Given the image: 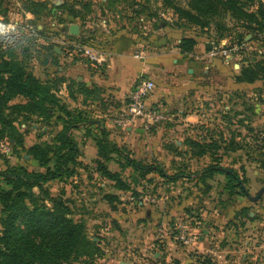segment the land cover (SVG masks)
Wrapping results in <instances>:
<instances>
[{"label":"rangeland","instance_id":"obj_1","mask_svg":"<svg viewBox=\"0 0 264 264\" xmlns=\"http://www.w3.org/2000/svg\"><path fill=\"white\" fill-rule=\"evenodd\" d=\"M53 1L4 0L0 15V23L14 29L8 39L0 41V50L7 57L11 49L20 61L24 59L21 50L29 51L27 70L43 83L55 82L53 77L46 80L44 57L61 47L62 36L70 38L60 28L71 23L58 20L67 12L56 11L53 16ZM132 1L62 0V5L73 6L81 13L89 31L84 35L90 37L88 44L101 48L115 31H122L147 54L179 50L178 41L183 36L193 37L194 49L198 46L203 55L199 84L197 92L189 89L179 96L184 105L166 111L171 122L153 125L142 133L114 127L109 135L128 160L153 165L162 173L143 178L124 157H118L123 158L120 163L110 162L106 167L118 173L127 190L118 189L115 181L91 171L95 168L92 162L86 166L80 162L82 166L76 167L75 175L65 182L45 184L52 196L63 193L71 211L68 216L84 226L88 239L97 242V254L70 264H264V78L252 84L236 81L249 62L264 63V33L242 31L245 37L239 43L234 28L217 42L210 33L199 35L176 27V15L159 0H134L144 7L142 19L137 21L128 8ZM259 1L264 5V0ZM46 3L48 9L43 8ZM56 90L69 112L84 113L86 121L101 119L94 114V103L104 98L102 93L81 97L76 94L78 90H73L64 97ZM21 101L18 98L12 103ZM54 112L56 117L59 112ZM33 124L38 129H32ZM46 125L35 117L15 120L23 149L14 151L9 138L0 139L11 148L8 155L0 149V171L6 163L38 170L37 163L25 153L33 144L52 142L58 129H48L47 136L43 129ZM91 132L94 138L96 129ZM210 167L233 172L247 194L241 193L236 181L229 184L223 174L208 173ZM129 195L147 201L139 206L126 199ZM180 227L186 229L189 243L179 238Z\"/></svg>","mask_w":264,"mask_h":264},{"label":"trees","instance_id":"obj_2","mask_svg":"<svg viewBox=\"0 0 264 264\" xmlns=\"http://www.w3.org/2000/svg\"><path fill=\"white\" fill-rule=\"evenodd\" d=\"M133 1L128 3V8L138 21L144 7L140 1ZM159 1L176 15V27L193 30L198 34L210 33L217 42L227 38L229 31L234 28L237 29L235 35L239 43L245 37L242 31L264 33V5L259 0ZM3 2L0 0V15L4 12ZM142 2L146 3L147 0ZM48 4H44L43 8L48 9ZM50 6L57 12H67L66 17L58 18L59 23L79 22L85 25L84 17L73 6ZM147 17L151 18L152 15L148 14ZM89 39V36H82L78 41L88 44ZM195 45L193 37L183 36L177 47L182 54H189ZM9 51L5 57V53L0 50V139L9 138L14 151L18 147L23 149L21 136L14 127L15 120L35 117L50 126L54 111L59 112L55 124L60 122L62 129L55 134L51 143H36L26 150L25 154L37 163L38 170L29 171L25 167L6 163L5 169L0 171L3 184V187L0 186V264H70L79 259H89L99 251L97 242L88 239L84 226L68 216L71 211L63 193L52 196L45 187L50 182L67 181L75 175V168L82 166L79 161L80 150L71 131L82 127L86 136H90V127H95L97 135L94 141L98 159L93 161L95 168L91 171L115 181L118 189L127 190L128 187L120 180L118 173H112L106 167L110 162L120 163L123 158L118 157H124L127 165L143 178L150 173L162 172L153 165L128 160L122 154V149L109 139V133L100 127L99 120L86 121L84 113L77 112L74 115L69 112L56 95V88L62 79L43 83L36 78L27 70L29 51L21 50L24 57L21 61L15 59L11 49ZM263 78L264 63L249 62L241 68L236 81L252 84ZM83 92L87 96L95 94L86 90ZM18 98L22 101L12 103ZM207 172L223 174L229 184L236 181L241 193L247 194L233 172L218 167H210Z\"/></svg>","mask_w":264,"mask_h":264},{"label":"crops","instance_id":"obj_3","mask_svg":"<svg viewBox=\"0 0 264 264\" xmlns=\"http://www.w3.org/2000/svg\"><path fill=\"white\" fill-rule=\"evenodd\" d=\"M97 10L103 13L102 9L97 8ZM140 19H142L141 16L138 21ZM123 20L125 21L124 17ZM73 23L79 25V35L75 37L67 34L70 38L62 36L61 38L65 42H78L79 38L87 34L85 25H81L79 22ZM120 32L122 31H115L110 34L107 37L109 41H104L105 44L102 43L104 45L102 48L107 54V61L102 67H95L86 59L72 56L69 54L68 46L64 45L54 48L53 54L48 57L45 56L42 64L46 70V80L50 77L62 79L60 86H58L59 96L66 97L73 90H78L76 94L81 97L84 95L83 90L95 94L102 93L104 98L100 102L94 103V108L97 109H94V114L101 118L99 120L100 127L105 129L109 135L112 133V129H115L111 123L110 113L114 111L113 114H115L116 110L122 106L133 85L139 79H147L154 84V89L146 100L148 106L159 107L168 111V109H177L178 106L184 105V102L179 100V96L185 95L184 92H188L189 89L197 92L196 87L199 84L197 78L200 73L199 62L202 61L203 57L198 46L189 54L181 55V52L175 48V50L168 52L163 50L149 54L143 52L139 57H135L134 53L139 51V48L131 38ZM95 42L98 43L99 41ZM97 47L101 48L99 45ZM45 59L48 60L47 64H44ZM49 74L51 76H48ZM56 115L59 114L56 113ZM56 117L53 116L50 126L43 127L47 136L49 135L48 129H58V131L62 129L60 122L55 124ZM186 118L193 120L191 115H187ZM32 129H38V126L33 124ZM90 129H95V127L92 126ZM138 129L140 128L136 130ZM126 132L129 133L130 131L127 130ZM71 133L80 150L79 161L85 165L92 162L90 165L93 166V161L98 159L94 138L91 135L86 136L82 127L72 130ZM76 134H79L81 138L76 137ZM86 149L88 154H86ZM155 257L157 258V255ZM159 260L163 262L164 259L159 257Z\"/></svg>","mask_w":264,"mask_h":264},{"label":"built area","instance_id":"obj_4","mask_svg":"<svg viewBox=\"0 0 264 264\" xmlns=\"http://www.w3.org/2000/svg\"><path fill=\"white\" fill-rule=\"evenodd\" d=\"M13 30L10 24L0 23V41L8 39L13 33ZM61 43L64 46H68L69 54L86 59L95 67H102L107 61V54L103 48L79 41L68 43L65 42L63 38H61ZM141 53V51H136L134 56L139 57ZM153 89L154 84L150 80L139 79L135 82L126 100L113 115L111 119L112 125L124 131L137 128L144 131L150 129L153 125L171 122L172 117L166 111L159 107L148 106L146 104V100ZM22 127H24V125ZM0 149L7 155L11 154V148L4 143H0ZM126 199L139 206H143L147 201V199L142 196L134 197L133 195H129ZM179 238L185 240V243L191 241L190 238H187L186 229L183 227H180Z\"/></svg>","mask_w":264,"mask_h":264},{"label":"water","instance_id":"obj_5","mask_svg":"<svg viewBox=\"0 0 264 264\" xmlns=\"http://www.w3.org/2000/svg\"><path fill=\"white\" fill-rule=\"evenodd\" d=\"M62 3H63L62 0H54L52 4L55 7H59L60 5H62ZM55 15H56V10H53V16H55ZM60 30H61L62 33H67V34L75 36V37L79 35V25L74 24V23L62 25ZM207 49H210L209 45H207ZM47 62H48V60L45 59L44 60V64H47ZM136 132L137 133H142L143 130L142 129H138V130H136ZM120 264H128V263L120 262Z\"/></svg>","mask_w":264,"mask_h":264}]
</instances>
